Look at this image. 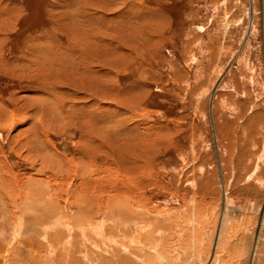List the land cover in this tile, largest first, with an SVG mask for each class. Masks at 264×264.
Here are the masks:
<instances>
[{
    "label": "rangeland",
    "instance_id": "1",
    "mask_svg": "<svg viewBox=\"0 0 264 264\" xmlns=\"http://www.w3.org/2000/svg\"><path fill=\"white\" fill-rule=\"evenodd\" d=\"M65 250L264 264V0H0V263Z\"/></svg>",
    "mask_w": 264,
    "mask_h": 264
},
{
    "label": "bare ground",
    "instance_id": "2",
    "mask_svg": "<svg viewBox=\"0 0 264 264\" xmlns=\"http://www.w3.org/2000/svg\"><path fill=\"white\" fill-rule=\"evenodd\" d=\"M252 10V9H251ZM75 64V63H74ZM77 66V65H76ZM102 84V83H101ZM103 85V84H102ZM85 98V97H84ZM61 103V102H60ZM53 110V109H52ZM91 111V110H90ZM96 112V111H95ZM76 117V116H75ZM96 133V132H95ZM100 133H102V131L100 132ZM93 136L95 137V139L94 138H91L93 141H95V140H99L100 139V136L99 135H94L93 134ZM99 138V139H98ZM109 137H105V139H108ZM116 138V137H115ZM119 139V138H118ZM107 141V140H106ZM119 141V140H118ZM98 142V141H97ZM100 140H99V143H97V147L100 149V147H102L101 145H100ZM90 145H93V143L92 144H90ZM94 147H95V145H94ZM96 151H97V149H96ZM55 165V164H54ZM130 168H132V167H130ZM133 170H134V173H135V171H136V167H135V169H134V167L132 168ZM96 170V169H95ZM130 172H131V170H130ZM88 174V173H87ZM86 174V175H87ZM97 174V173H96ZM97 177V176H96ZM129 187V186H128ZM129 189V188H128ZM119 190V189H118ZM126 192H128V190H126ZM118 193V192H117ZM224 201H226L225 199H224ZM24 202V201H23ZM82 202V201H81ZM86 202V201H85ZM227 202V201H226ZM7 204V203H6ZM121 205H123V203H120ZM119 203H115L114 204V211L116 212V213H119V210L121 209V205H120ZM87 205V204H86ZM89 205V204H88ZM120 205V207H119V209H118V206ZM110 206V205H109ZM125 206V204L123 205V207ZM95 207V206H94ZM122 207V208H123ZM89 207H87V209H88ZM92 208V207H91ZM90 208V209H91ZM128 208V207H127ZM126 208V215H127V218H130V217H132L133 218V216H132V214L133 213H129V212H127V210H129V209H127ZM79 210V209H78ZM123 210V209H122ZM83 211V210H82ZM78 212H80V210L78 211ZM84 212V211H83ZM98 212V211H97ZM106 213V212H105ZM84 214V213H83ZM110 215V214H109ZM134 215V214H133ZM141 216V215H140ZM79 217V216H78ZM111 217L113 218V216L111 215ZM118 218H120L119 216H118ZM85 219V218H84ZM134 219H136L135 217H134ZM134 219H132L131 221L129 220L128 221V219L126 220V222L128 221L129 223L130 222H132ZM140 219V218H139ZM139 219L137 220V222H139ZM122 220H124V219H122ZM141 221V220H140ZM106 222V221H105ZM123 222H125V221H123ZM82 223V222H81ZM93 223V222H92ZM100 223H102V222H100ZM104 223V222H103ZM119 223H121V222H119ZM129 223L127 224V226L129 225ZM133 223H131V225H132ZM135 224H136V222H135ZM91 225V224H90ZM103 225V224H102ZM120 225V224H119ZM134 225V224H133ZM141 225V224H140ZM73 226V225H72ZM88 226V225H87ZM105 226V225H104ZM121 226H122V224H121ZM124 226V225H123ZM88 227H90V226H88ZM102 227V226H101ZM109 227V226H108ZM113 227V226H112ZM126 227V226H125ZM124 227V228H125ZM129 227V226H128ZM133 227V226H132ZM104 229V228H103ZM111 229V228H110ZM85 230V229H84ZM125 230H127V228H125ZM133 230V229H132ZM135 230V229H134ZM131 231V230H129L130 232V234L131 233H133L135 236H136V233H135V231ZM128 231V230H127ZM126 231V232H127ZM19 232V231H18ZM82 232V231H81ZM119 233H121V232H119ZM128 233V234H129ZM84 234H86V233H84ZM90 234V233H89ZM102 235V233L99 231V233H95V235ZM116 234V233H115ZM127 234V235H128ZM80 235H81V233H80ZM87 235V234H86ZM108 235V234H107ZM127 235L125 236V239L122 237V238H119V240L121 241H123L122 243H120V248H121V251H117V250H114L113 248H111V247H109V249L111 248V250L109 251V254L112 256V257H114V254H115V252H123V253H129L128 254V257L130 256V250H131V246H128L126 243H125V241L128 243H130V242H132L133 240H132V238H134V237H132V238H130L129 239V237H127ZM90 236H91V238H92V234H90ZM103 236V238H104V235H102ZM115 236V235H114ZM117 237V236H116ZM90 238V237H89ZM92 239H96V238H92ZM124 239V240H123ZM136 239V238H135ZM80 240H81V238H80ZM117 240V239H116ZM84 241V240H83ZM87 241V243H88V240H86ZM91 242V241H90ZM96 243V242H95ZM128 243V244H129ZM133 243V242H132ZM116 244V243H115ZM85 245V244H84ZM216 245V244H215ZM88 247H89V245H88ZM70 248V247H69ZM97 246H93L92 245V247H90L89 249H87L88 250V255L89 256H92V253H93V250L95 251V250H97ZM130 248V249H129ZM76 249V248H75ZM77 249H78V247H77ZM99 249V248H98ZM72 250V249H71ZM112 250H114V252L112 251ZM256 250H257V248H256ZM81 251V250H80ZM134 251V250H133ZM70 253V257H67V255H69L68 254V251H66L65 250V253L64 254H62V260H63V262H62V264H78V260H77V258L74 256L75 254H73L71 251L69 252ZM79 253V252H78ZM97 254V253H96ZM80 255V254H79ZM83 255V254H82ZM84 255H85V252H84ZM83 255V256H84ZM95 255V254H94ZM98 255H99V253H98ZM132 255V254H131ZM97 256V255H96ZM101 256V255H100ZM92 258V257H91ZM91 258H89V259H91ZM132 258V257H131ZM96 259H98V257L96 258ZM104 259V258H103ZM133 259V258H132ZM98 260H100V259H98ZM129 260H130V258H129ZM134 263V262H133ZM1 264V263H0ZM91 264H100V261H97V262H92Z\"/></svg>",
    "mask_w": 264,
    "mask_h": 264
}]
</instances>
